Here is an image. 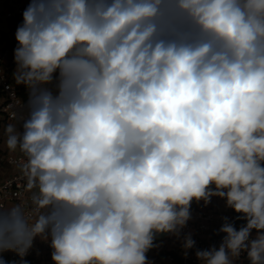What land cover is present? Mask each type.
<instances>
[{
    "label": "clouds",
    "instance_id": "obj_1",
    "mask_svg": "<svg viewBox=\"0 0 264 264\" xmlns=\"http://www.w3.org/2000/svg\"><path fill=\"white\" fill-rule=\"evenodd\" d=\"M15 38L28 116L4 132L38 215L0 217V250L148 264L216 196L246 222L200 264H264V0H29Z\"/></svg>",
    "mask_w": 264,
    "mask_h": 264
},
{
    "label": "built area",
    "instance_id": "obj_2",
    "mask_svg": "<svg viewBox=\"0 0 264 264\" xmlns=\"http://www.w3.org/2000/svg\"><path fill=\"white\" fill-rule=\"evenodd\" d=\"M29 0H0V121L15 125L22 131V124L28 116V92L23 85H17L13 74L16 69L14 50L17 47L15 33L17 27L23 22V12L27 8ZM5 162L17 169L0 182V209H5L10 204H15L26 226L30 228L37 218L33 197L36 189L27 188V177L23 171V165L27 157L18 148L17 152L7 154ZM190 219L176 235L179 245L166 253V259L170 263L200 264L196 258L197 250H206L211 247H219L222 240L213 239V224L216 215L212 210L200 206L190 207ZM190 236L195 241L193 248L187 251L183 247L185 237ZM0 241H7L11 245H17L16 239L10 233L0 235ZM51 242L40 244L36 237L32 246L21 256L16 251L0 250L5 258L0 264H53ZM239 264L248 262L246 254H242L236 261ZM154 264H164L156 261Z\"/></svg>",
    "mask_w": 264,
    "mask_h": 264
},
{
    "label": "crops",
    "instance_id": "obj_3",
    "mask_svg": "<svg viewBox=\"0 0 264 264\" xmlns=\"http://www.w3.org/2000/svg\"><path fill=\"white\" fill-rule=\"evenodd\" d=\"M11 153H15V152H8L7 154H11ZM16 171L17 169L15 167L8 165L6 162L5 163L0 162V182H2L9 175L13 174ZM191 206L204 207L208 210H212L215 213L216 219L213 224V233H212L214 240L223 239L224 234L219 232V229L221 228L222 224L225 222V219H227L228 222L234 224V226L237 229H239L246 222L242 216L236 219L234 215V211L226 206V201L216 196H213L210 202L207 204H205V202L201 200L199 202L193 201ZM13 209H18V207L15 204H10L5 209H0V217L7 216ZM253 236H255V232H253ZM166 237H167V233H165L164 236L161 239H159L160 242L163 241L162 246L161 248H159V250L153 253H148V252L146 253L148 264H154L156 261H161L164 264H178V263H170L166 259V253L173 247L178 246L179 241L177 240L175 234H172L169 240H166ZM36 239L40 244H43L44 242H51L50 239L45 240L42 239L40 236H36ZM4 258H5V254L0 252V262L3 261ZM235 264H239V263L235 262ZM245 264H249V262H246Z\"/></svg>",
    "mask_w": 264,
    "mask_h": 264
},
{
    "label": "rangeland",
    "instance_id": "obj_4",
    "mask_svg": "<svg viewBox=\"0 0 264 264\" xmlns=\"http://www.w3.org/2000/svg\"><path fill=\"white\" fill-rule=\"evenodd\" d=\"M8 125H9V123H7L5 121H0V162H2V163H5V156L7 155L8 152H16L17 149H18L17 148L15 151H10L7 148V145H6L7 136H6L5 132H4V129ZM171 235H172V233H167L166 240H169L171 238ZM162 242H160V240L159 241L158 240L157 241L153 240V247L148 251V253H153V252L159 250V248H161V246H162Z\"/></svg>",
    "mask_w": 264,
    "mask_h": 264
},
{
    "label": "water",
    "instance_id": "obj_5",
    "mask_svg": "<svg viewBox=\"0 0 264 264\" xmlns=\"http://www.w3.org/2000/svg\"><path fill=\"white\" fill-rule=\"evenodd\" d=\"M164 234H165V233L156 234V235L154 236V241H157V240L161 239V238L164 236Z\"/></svg>",
    "mask_w": 264,
    "mask_h": 264
},
{
    "label": "trees",
    "instance_id": "obj_6",
    "mask_svg": "<svg viewBox=\"0 0 264 264\" xmlns=\"http://www.w3.org/2000/svg\"><path fill=\"white\" fill-rule=\"evenodd\" d=\"M234 215H235L236 219H237L238 217H240V216H241V214H239V213H236L235 211H234ZM222 240H223V239H222Z\"/></svg>",
    "mask_w": 264,
    "mask_h": 264
}]
</instances>
